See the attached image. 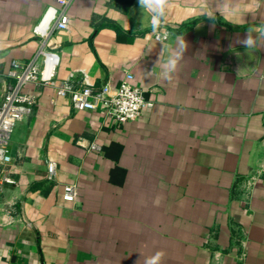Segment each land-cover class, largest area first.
I'll use <instances>...</instances> for the list:
<instances>
[{"label":"crops","instance_id":"0c3cea01","mask_svg":"<svg viewBox=\"0 0 264 264\" xmlns=\"http://www.w3.org/2000/svg\"><path fill=\"white\" fill-rule=\"evenodd\" d=\"M49 5L0 0V103L12 60L59 56L55 85L23 86L35 103L0 171V264H264V0H72L69 29L43 37ZM127 72L154 106L125 124L57 93Z\"/></svg>","mask_w":264,"mask_h":264},{"label":"built area","instance_id":"2783aa9c","mask_svg":"<svg viewBox=\"0 0 264 264\" xmlns=\"http://www.w3.org/2000/svg\"><path fill=\"white\" fill-rule=\"evenodd\" d=\"M72 0H55L57 5H49L42 20L35 27V32L43 37L49 34L50 29H69L70 15L68 12ZM156 40H166L170 31L165 27L153 31ZM38 56H42V62H37ZM59 62L56 52L41 48L36 57L28 62L14 59L8 71V76L13 80L8 84L6 93L0 103V171L11 161L12 155L9 148L12 132L16 124L31 110L35 103V97L31 93L23 91V86L32 82L44 84H56L55 74ZM57 93L61 96H69L72 106L77 110L97 109L100 110L106 122L121 125L127 121L138 119L146 108H152L154 101L147 98L144 90L135 83L134 75L127 72L118 85L106 83L96 89L90 85L83 84L75 86L68 81L56 85ZM92 151H101L102 145L98 142L90 144ZM58 165L55 160L48 163V176L50 179L56 177ZM259 176L251 174L244 179L243 194L245 204L250 199L257 186ZM6 181L11 182L9 177ZM79 186L75 182L64 186L63 200L75 203L78 199ZM240 243L243 248L241 259L244 261L248 247V232L245 227L241 230Z\"/></svg>","mask_w":264,"mask_h":264},{"label":"clouds","instance_id":"9594fccd","mask_svg":"<svg viewBox=\"0 0 264 264\" xmlns=\"http://www.w3.org/2000/svg\"><path fill=\"white\" fill-rule=\"evenodd\" d=\"M165 2V0H137L138 4H155V5H161ZM248 43H251V41H248Z\"/></svg>","mask_w":264,"mask_h":264},{"label":"trees","instance_id":"16d2710c","mask_svg":"<svg viewBox=\"0 0 264 264\" xmlns=\"http://www.w3.org/2000/svg\"><path fill=\"white\" fill-rule=\"evenodd\" d=\"M109 23L111 24V26H113L117 30V32H119V33L123 32V29L117 23H115V22H109Z\"/></svg>","mask_w":264,"mask_h":264},{"label":"water","instance_id":"95a60500","mask_svg":"<svg viewBox=\"0 0 264 264\" xmlns=\"http://www.w3.org/2000/svg\"><path fill=\"white\" fill-rule=\"evenodd\" d=\"M6 90H7V84L5 83V89H4V92H3V97H4L5 93H6Z\"/></svg>","mask_w":264,"mask_h":264}]
</instances>
